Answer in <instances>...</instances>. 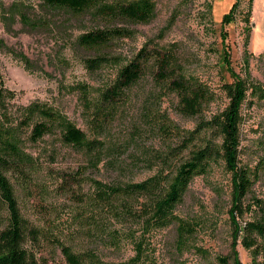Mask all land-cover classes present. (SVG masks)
Here are the masks:
<instances>
[{
	"label": "rangeland",
	"instance_id": "obj_1",
	"mask_svg": "<svg viewBox=\"0 0 264 264\" xmlns=\"http://www.w3.org/2000/svg\"><path fill=\"white\" fill-rule=\"evenodd\" d=\"M156 17L149 23L132 25V36L118 41L117 53L130 56L143 45L155 44L176 53L177 60L208 84L214 99L201 114L186 116L178 109L174 92H163L151 76L143 78L130 90L110 125L98 138L104 145L102 159L91 165L89 156L63 142L58 131L37 142L28 138L25 149L34 157L36 169L31 177L13 174L22 211L31 222L50 226L76 250L94 249L99 264L124 263L135 254L134 245L125 241L119 249L105 245L96 235H88L75 219L78 202L62 188L65 177L83 167V188L92 187L90 177L104 182L143 180L163 168L160 155L179 145L182 134L168 138L151 130L144 115V104L167 113L175 128L183 134L193 130L203 119L224 111L230 101L225 89L237 79L264 86V0H240L234 20L223 23L235 0H154ZM43 26L28 28L21 19ZM83 23L71 20L61 11H47L39 0H0V87L12 94L0 115L17 122L21 107L34 102L57 108L89 137H94L84 116L78 94L70 85L86 82L96 93L116 77L115 66L89 70L88 57L76 45ZM240 123V165L255 175L251 192L231 215L232 173L223 160L207 174L197 176L189 186L178 213L192 222L195 230L185 246L179 247L176 227L150 232L145 240V254L138 264H257L252 251L236 239L237 227L253 220L264 221V99L247 90ZM28 130L25 131V137ZM97 137V135H96ZM220 141V139H217ZM176 160H173V163ZM26 179V180H25ZM237 221V224H236ZM264 243V236L258 237ZM43 264H67L53 243L33 247ZM221 257L228 262L221 261Z\"/></svg>",
	"mask_w": 264,
	"mask_h": 264
},
{
	"label": "trees",
	"instance_id": "obj_2",
	"mask_svg": "<svg viewBox=\"0 0 264 264\" xmlns=\"http://www.w3.org/2000/svg\"><path fill=\"white\" fill-rule=\"evenodd\" d=\"M39 1L47 11H61L71 20L84 24L76 45L88 56L84 62L89 70L110 65L117 71L116 77L98 88L96 93L86 82L70 85L78 94L84 116L97 137H89L57 108L45 103L34 102L21 107L17 122H10L6 113L0 115V264H43L30 245L36 248L45 241L61 250L67 264H99L101 256L94 249L76 250L55 229L33 223L25 217L12 177L13 174L31 177L36 169L33 155L24 148L26 138L37 142L58 131L63 142L84 150L91 165L96 166L102 159L100 155L105 145L98 137L105 132L121 105L126 103L130 90L143 78L151 76L163 92H174L178 97V109L186 116L201 114L205 105L214 99V94L207 83L188 73L177 60L176 53L167 47L145 44L130 56L117 53L118 41L132 36L129 27L155 19L154 0ZM253 1L250 0L251 5ZM238 6L240 0H235L223 23L234 20ZM20 16L28 28L36 29L35 24L43 26L44 22L32 21L24 11ZM249 86L254 95L264 99L261 84H248L242 78L227 83L225 89L230 98L227 108L211 119L201 120L187 134L175 128L167 113L144 104V115L151 130L168 138L182 134L181 143L161 154L163 168L143 180L108 183L90 177L92 187L85 190L82 178L86 170L81 167L69 173L62 188L78 202L74 216L81 229L86 228L88 235H96L105 245L116 249L125 241L131 242L135 254L119 264H138L145 254L148 234L171 225L176 227L177 242L182 248L195 228L191 221L178 213V206L192 181L209 173L220 160L232 173L231 215L234 217L254 185L255 174L241 166L239 159L241 113ZM11 94L1 86L0 105H5ZM261 169L264 171V161ZM240 232L244 234L242 242L252 251L253 259L257 262L262 255L263 260L257 264H264V243L258 241V237L264 236V221L240 224L236 239ZM221 258L224 263L228 262L227 258Z\"/></svg>",
	"mask_w": 264,
	"mask_h": 264
}]
</instances>
